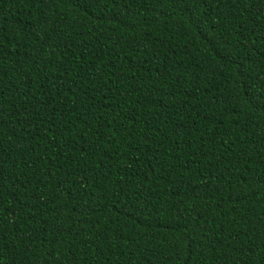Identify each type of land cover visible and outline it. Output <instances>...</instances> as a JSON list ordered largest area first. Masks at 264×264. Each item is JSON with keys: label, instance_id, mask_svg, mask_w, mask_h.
I'll use <instances>...</instances> for the list:
<instances>
[{"label": "trees", "instance_id": "trees-1", "mask_svg": "<svg viewBox=\"0 0 264 264\" xmlns=\"http://www.w3.org/2000/svg\"><path fill=\"white\" fill-rule=\"evenodd\" d=\"M0 264H264V0H0Z\"/></svg>", "mask_w": 264, "mask_h": 264}]
</instances>
